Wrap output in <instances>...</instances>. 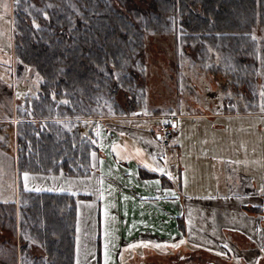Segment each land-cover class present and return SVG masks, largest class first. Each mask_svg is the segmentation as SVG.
I'll use <instances>...</instances> for the list:
<instances>
[{
  "label": "trees",
  "instance_id": "1",
  "mask_svg": "<svg viewBox=\"0 0 264 264\" xmlns=\"http://www.w3.org/2000/svg\"><path fill=\"white\" fill-rule=\"evenodd\" d=\"M14 1L17 70L34 67L40 86L16 98L14 124L12 116L0 121V163L14 174L15 158L17 172V192L13 180L8 193L0 165V264H75L78 200L89 195L31 189L23 176L89 175L97 119L88 117L128 115L147 103L157 114L173 110V102L150 99L172 87L158 86L172 58L154 38L168 35L174 53L185 56L195 77L203 71L221 101L238 97L264 109V0ZM195 85L173 88L199 100L202 86ZM227 107L221 112H233Z\"/></svg>",
  "mask_w": 264,
  "mask_h": 264
},
{
  "label": "rangeland",
  "instance_id": "2",
  "mask_svg": "<svg viewBox=\"0 0 264 264\" xmlns=\"http://www.w3.org/2000/svg\"><path fill=\"white\" fill-rule=\"evenodd\" d=\"M14 4V0H0V115L6 116L14 110L16 98L23 99L26 94L36 91L40 78L30 66L23 65L20 71L17 70L12 21ZM32 24H35V21H32ZM166 37L154 38L155 44L168 48V55L172 58V66L169 69L163 65V72L159 67L162 73L161 77L159 76L161 85L158 86L172 87L166 88L164 93H153L150 99L155 102L152 104L162 98L168 103L173 102V110L195 112L206 108L223 110L225 103L228 110L235 113L231 114L232 116L225 113L224 117L213 119L201 114H192L177 120L174 129L172 128L176 131L172 145L179 144L189 153L187 160L184 157L182 159L186 171L180 173L178 183L180 197L186 191L193 195L192 200L189 198L187 201L188 210L183 215L186 237L184 235L176 240L175 244L173 240L166 243L161 239H148L138 252L132 253V259H124L119 264H141L140 261L143 259L141 256L155 249V252L159 249H169L172 252L175 249H187L203 244L219 249L231 248L234 256L240 255L248 262L261 259L264 242V112L259 111L262 110L260 105L255 106L254 102L243 98L237 97V100L228 104L221 101L219 88L208 87L202 70L200 72L203 74L199 72L195 77L190 62L184 55L174 53L173 44L169 36ZM177 63L180 66L175 68ZM170 73L174 74V83L169 82ZM193 81L195 82L192 83ZM223 81V77H216L215 82L219 84L218 86ZM193 84L202 86L199 100L196 99L198 93L180 88L178 92V89L173 88ZM147 105L142 108L150 111L151 107ZM16 116L19 115H12L14 119H17ZM140 122L147 125L152 121ZM0 126L5 127L6 123ZM2 130L0 129L1 135ZM204 153L211 157L205 158ZM212 155L217 156H213L214 159ZM5 164L7 165V162ZM3 167L8 173L3 177L2 184L10 193L15 177L9 166ZM247 204L252 207L249 208ZM145 244L148 246H144ZM155 244L161 247L156 248L153 246ZM132 249H128V253H131ZM125 250L126 246L119 250V255H124Z\"/></svg>",
  "mask_w": 264,
  "mask_h": 264
},
{
  "label": "crops",
  "instance_id": "3",
  "mask_svg": "<svg viewBox=\"0 0 264 264\" xmlns=\"http://www.w3.org/2000/svg\"><path fill=\"white\" fill-rule=\"evenodd\" d=\"M144 111L142 108L128 115L88 117L97 119L94 123L96 150L91 152L89 175L27 173V179L24 176L25 186L31 189L89 195L88 199L78 200L75 264H96L97 253L100 264H119L124 259H132L148 239L170 243L178 236V217L185 215L187 201L193 198L188 191L180 197L178 186L180 173L186 171L182 159L187 160L189 153L179 144H174L171 150L164 149L158 125L167 120L174 129L177 120L186 115L201 114L213 119L224 117L225 113L222 110L214 113L170 110L159 114ZM14 114L15 110H11L10 115H0V121ZM143 120L152 122L142 125ZM173 132L175 137L176 131ZM213 156L217 155H212L215 159ZM204 157L211 156L204 153ZM125 246V254L119 255ZM128 249H132L131 253Z\"/></svg>",
  "mask_w": 264,
  "mask_h": 264
},
{
  "label": "flooded vegetation",
  "instance_id": "4",
  "mask_svg": "<svg viewBox=\"0 0 264 264\" xmlns=\"http://www.w3.org/2000/svg\"><path fill=\"white\" fill-rule=\"evenodd\" d=\"M44 13L47 14V11H45ZM12 21H13V15H12ZM159 63L160 61L158 58L157 65ZM27 66H30V65H27ZM30 67L33 68V70H35L39 74V72L34 67L32 66ZM38 86H40L39 81H38ZM1 166H6V165L2 163ZM13 169H14L13 175L15 177L13 179L15 183V192H17V189H16L17 172H16L15 158H14ZM38 175H41V174H38ZM177 235L179 237L177 236V238H174L173 240L174 244L176 240L180 239L185 234L182 236L181 232L178 231ZM155 250L153 252H150L149 253L150 255L149 254L146 255L148 256V258L144 256V258L140 261L141 264H264V242H262V255H261L262 258L258 260H253L252 262H248L247 260L242 258L240 255L239 256L237 255L238 257L234 256L232 254L231 248L219 249L217 247L210 246V245H204V244L201 246L199 245L195 247L192 246L187 249L186 248L185 249H175V250H172V252H170V250H162V249H159L158 252H155Z\"/></svg>",
  "mask_w": 264,
  "mask_h": 264
},
{
  "label": "built area",
  "instance_id": "5",
  "mask_svg": "<svg viewBox=\"0 0 264 264\" xmlns=\"http://www.w3.org/2000/svg\"><path fill=\"white\" fill-rule=\"evenodd\" d=\"M157 117L163 118L164 115H156ZM159 138L161 146L166 150H171L172 141L174 140V132L170 123L161 121L158 125Z\"/></svg>",
  "mask_w": 264,
  "mask_h": 264
},
{
  "label": "snow or ice",
  "instance_id": "6",
  "mask_svg": "<svg viewBox=\"0 0 264 264\" xmlns=\"http://www.w3.org/2000/svg\"><path fill=\"white\" fill-rule=\"evenodd\" d=\"M262 111H264V109H262ZM24 176H25V179H27L28 174L25 173ZM181 243H183V241H181ZM144 246H148V245L145 244ZM153 246L156 247V248H160V247H161V245H159V244H155V245H153ZM172 246H173V247H177L178 245H172ZM130 247H134V245H130Z\"/></svg>",
  "mask_w": 264,
  "mask_h": 264
}]
</instances>
